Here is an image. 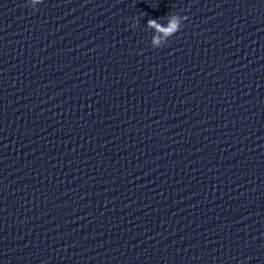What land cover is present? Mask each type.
<instances>
[{"label":"water","instance_id":"1","mask_svg":"<svg viewBox=\"0 0 264 264\" xmlns=\"http://www.w3.org/2000/svg\"><path fill=\"white\" fill-rule=\"evenodd\" d=\"M176 14L0 153V264H264V0Z\"/></svg>","mask_w":264,"mask_h":264},{"label":"clouds","instance_id":"2","mask_svg":"<svg viewBox=\"0 0 264 264\" xmlns=\"http://www.w3.org/2000/svg\"><path fill=\"white\" fill-rule=\"evenodd\" d=\"M39 2V0H33V3H37ZM165 19H167L169 21V26L167 28H164V27H161V24L159 23V18L157 19H148L147 21V26L149 28H155L157 29L158 31L160 32H163L165 34H170V33H173V32H178L180 31L183 26L179 25L178 21L180 19H183V21H186L188 19L187 16H182V15H178V14H170V15H167L165 17Z\"/></svg>","mask_w":264,"mask_h":264}]
</instances>
